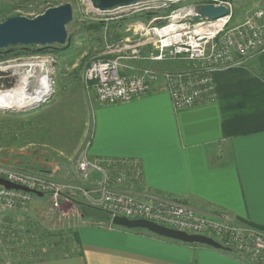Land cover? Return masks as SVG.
Masks as SVG:
<instances>
[{
  "label": "crops",
  "instance_id": "0c3cea01",
  "mask_svg": "<svg viewBox=\"0 0 264 264\" xmlns=\"http://www.w3.org/2000/svg\"><path fill=\"white\" fill-rule=\"evenodd\" d=\"M138 64L144 66L145 61ZM258 69L260 71L253 72L264 78V70ZM79 89L67 94L63 105L80 102L89 110L84 89ZM95 101L99 106L95 114L83 113V132L77 145L81 147L88 138L91 159L124 157L141 166L140 175L132 173L127 183H117L119 187L145 198L177 199L210 216L227 212L241 221L264 226V130L224 137L220 103L177 110L163 81L154 83L148 93L131 101L101 104L96 97ZM52 106L42 108L49 118L58 112ZM52 144L30 143L8 153L0 149V163L13 167L31 165L59 180L67 175L73 178L78 156L73 158L75 154L71 156L54 149L55 144ZM54 151L57 152L55 156L52 155ZM77 151L79 148L75 153ZM68 162H71V170ZM77 196L83 199L82 195ZM44 200V196L39 197L36 206ZM13 214L16 213L11 216ZM78 218L77 224L83 226L74 230L78 246L73 253L19 260L26 246L12 248L7 245L0 247V251L11 250L14 254L12 264L250 263L248 258L211 246L159 239L146 233L115 229L111 225L83 222V216ZM30 241V244L37 242L36 238Z\"/></svg>",
  "mask_w": 264,
  "mask_h": 264
},
{
  "label": "built area",
  "instance_id": "2783aa9c",
  "mask_svg": "<svg viewBox=\"0 0 264 264\" xmlns=\"http://www.w3.org/2000/svg\"><path fill=\"white\" fill-rule=\"evenodd\" d=\"M181 1L185 0H140L112 11L94 8L93 11L100 12L99 17L112 14L119 17L138 12L151 13L177 5L169 15L153 16L150 20L147 29L155 38L150 39L154 51L148 55L143 53V45L147 41L130 37L132 39L110 43V51L92 61L85 72V88L95 92L99 103L131 101L148 93L158 81H163L177 110L216 103L219 100L215 81L217 72L245 66L247 62L264 56V0L237 25L231 24L232 0L201 1L227 8L228 14L215 20L195 19L194 16L200 15L199 8L196 5H181ZM159 19H166V25L156 26ZM132 59H182L190 63V68L177 72L161 71L139 67L129 61ZM48 64L51 63L48 61ZM49 68L44 72L51 73ZM32 70L34 73L35 67ZM50 81L52 86V76ZM89 145L87 141L79 152L74 165L76 173L69 180L18 170L3 163H0V178L41 191L44 195L80 194L88 205L109 212L112 217L147 219L189 234L206 235L245 255L249 264H264L263 229L227 212L210 216L177 199L162 196L145 198L121 188L117 183H127L132 173L140 175L141 166L135 160L124 157L93 160L88 155ZM95 173L98 177H94ZM37 198L39 196L32 192L9 189L0 184V247L10 243L12 247L24 248L35 239V233L23 221V216L10 219L6 213L23 215Z\"/></svg>",
  "mask_w": 264,
  "mask_h": 264
},
{
  "label": "rangeland",
  "instance_id": "374dc122",
  "mask_svg": "<svg viewBox=\"0 0 264 264\" xmlns=\"http://www.w3.org/2000/svg\"><path fill=\"white\" fill-rule=\"evenodd\" d=\"M201 1L202 0H185L181 1V5H196L200 9V7L204 5ZM261 1L263 0H232L233 17L231 24L237 25L243 22L247 18L249 11ZM67 2L71 3L73 6V18L67 25L68 39L66 43H18L0 49V92L11 90L17 86V81L22 76L33 73V67H35V70H39V68L45 67L46 65V68L50 67L49 69H51L52 73H50V76H52L53 83L50 91L52 97L49 102L47 101L46 105L36 107V110L39 112L35 111L36 113L32 114L30 117L31 124H28L27 127L33 132L35 141L53 143L55 145L52 146V148L61 149L71 156L75 154L73 158H76V156L79 155V151L83 148L84 143L88 141L87 138L82 143L81 147L77 145L83 132V113L86 111L87 115H94L95 110L99 107L95 101V92L92 91V89L89 92L85 88V72L90 64L96 57H100L103 54H107V51H110L108 49L110 43L130 37H134V39H139L140 41H147V43L143 45L144 54L148 55L151 51H154V45L150 39L155 38V36L152 35V33L149 34L147 29L149 22L153 16L169 15L177 5L172 6V8L157 10L151 13L138 12L119 17L118 14L99 17L100 12L93 11L94 8L90 0H0V22L9 16L15 15L34 18L43 13L48 7L61 5ZM166 21V19H159L158 23L155 25L162 27L166 25ZM13 48L15 49L11 51ZM263 57L264 56H260L249 61L248 67L254 72L260 71L258 69L260 67L258 61ZM48 61L51 63L50 65ZM122 61L123 63H127L125 60ZM129 61H131L132 64H137L139 67L156 68L161 71L172 70L177 72L190 68V63L182 59H173L169 61L132 59ZM140 61H145L144 66L138 64ZM4 68H9V70L2 73L1 69ZM46 68L44 71H46ZM260 68L263 70L264 67ZM262 80L264 81V78ZM70 87H73L71 91L69 90ZM79 87H83L84 89V96L87 97L88 103H90L88 105L89 110L80 102L72 103L68 106L63 105V102L66 101V95L70 92L74 93L80 91ZM54 102L57 104H54ZM50 105H53V110L58 111L51 118L47 117L44 110H42L45 106ZM28 106H31V104L24 107ZM64 106L66 110L63 108ZM17 108L22 107H12L7 110L0 109V149L2 147L5 148L7 146L5 145L6 142L10 141L11 138L14 137L13 139L16 140L15 136H13L16 134V124L19 125L20 122H22L19 119H25L24 117L19 118L8 115V113L12 112H23L22 110H16ZM43 119L48 120V122H41ZM15 148L18 149V147ZM78 148L79 151L75 153V150ZM50 151L53 153L52 150ZM55 153L57 152L54 151L52 155L55 156ZM56 159H58V157H56ZM70 163L68 162L67 165L69 168L71 165ZM14 168L30 173H42L41 168L37 169L31 165L14 166ZM94 177L98 176L94 175ZM62 180H69V176L67 175V178ZM44 197V202L47 203L43 202L39 206H36L37 198L26 213L17 216L24 217L23 221L30 227L31 232L33 234L35 233V238L37 240L35 244H30V241L26 245V248L28 245H31V247L34 246L32 248L30 247V250L25 248L23 253L19 255V260H27L28 258L36 256L45 257L75 252L78 245L74 230H79V227L83 226H79L80 223L77 224L78 217L80 216L84 217L83 222L92 221L98 223V225H111L115 229H127L116 226L109 220L84 216L81 211V204H85L86 201L84 197L82 199L80 196H77V194H69L66 196V194L63 193L60 197L45 194ZM6 215L10 219H13L16 214L11 216V213H6ZM127 230L146 233L159 239H170L155 235L146 229ZM5 242L9 243L8 240H5ZM8 246L12 247L10 243ZM10 252V249H8V252L0 251V264H12V256H14V254ZM231 253L238 256V253ZM241 257L247 259L245 255L241 254Z\"/></svg>",
  "mask_w": 264,
  "mask_h": 264
},
{
  "label": "water",
  "instance_id": "95a60500",
  "mask_svg": "<svg viewBox=\"0 0 264 264\" xmlns=\"http://www.w3.org/2000/svg\"><path fill=\"white\" fill-rule=\"evenodd\" d=\"M140 0H90L93 8L108 11L122 6L136 3ZM200 15L194 16L195 19L208 18L215 20L226 16L228 10L225 6L208 3L204 4L199 9ZM73 18V6L67 2L57 6L48 7L43 13L34 18L15 15L9 16L0 22V49L13 44H50V43H66L68 39L67 25ZM1 87V86H0ZM52 93L47 94L41 101L35 105L17 108L16 110L33 111L36 107L46 105L51 99ZM7 110L6 108H0ZM32 109V110H28ZM0 184L9 189H22L32 192L35 195L42 197L43 192L27 188L22 185L12 183L4 178H0ZM81 211L84 216L96 217L103 220H109L116 226L127 229H146L159 236L174 239L184 243L199 244L211 246L226 252L237 253L230 246L215 240L212 237L201 234H189L185 231L169 228L160 225L154 221L147 219H129L125 216H111L109 212L97 209L88 204H81Z\"/></svg>",
  "mask_w": 264,
  "mask_h": 264
},
{
  "label": "trees",
  "instance_id": "16d2710c",
  "mask_svg": "<svg viewBox=\"0 0 264 264\" xmlns=\"http://www.w3.org/2000/svg\"><path fill=\"white\" fill-rule=\"evenodd\" d=\"M14 49H11V51ZM259 61L260 67H264V57ZM248 64L249 62L247 66L235 67L215 74L219 93L218 102L221 104L223 114L224 137L239 136L264 130V81L261 75L255 74L248 67ZM35 111L37 110L8 113L11 117H24L25 119H19L24 122H20L19 125L15 122L17 129L15 128L16 134L13 136H15L16 140L13 137L6 142L5 145L7 146L1 148L5 153L16 149L15 147L21 148L30 143H37L34 140L33 132L27 127L28 124H31L30 117ZM244 222L264 230V226L256 225L246 220ZM237 253L241 255L240 252Z\"/></svg>",
  "mask_w": 264,
  "mask_h": 264
},
{
  "label": "bare ground",
  "instance_id": "6f19581e",
  "mask_svg": "<svg viewBox=\"0 0 264 264\" xmlns=\"http://www.w3.org/2000/svg\"><path fill=\"white\" fill-rule=\"evenodd\" d=\"M44 69L42 67L35 70L34 73L22 76L17 81L16 88L0 92V108L24 107L30 104L32 106L49 94L52 89L51 74L44 72ZM6 70H9V68L1 69V72L3 73Z\"/></svg>",
  "mask_w": 264,
  "mask_h": 264
}]
</instances>
